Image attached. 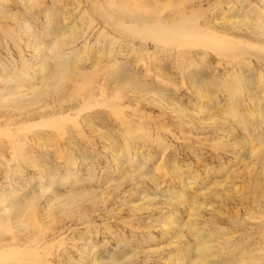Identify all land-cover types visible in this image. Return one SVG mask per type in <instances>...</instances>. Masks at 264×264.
<instances>
[{
	"label": "rangeland",
	"instance_id": "1",
	"mask_svg": "<svg viewBox=\"0 0 264 264\" xmlns=\"http://www.w3.org/2000/svg\"><path fill=\"white\" fill-rule=\"evenodd\" d=\"M263 27L264 0H0V264H264Z\"/></svg>",
	"mask_w": 264,
	"mask_h": 264
},
{
	"label": "bare ground",
	"instance_id": "2",
	"mask_svg": "<svg viewBox=\"0 0 264 264\" xmlns=\"http://www.w3.org/2000/svg\"><path fill=\"white\" fill-rule=\"evenodd\" d=\"M264 28V27H263ZM142 31V40L151 39L154 42H158L164 45H177L179 47H184L187 45H201L208 48H214V44H219L217 37L208 35L207 33H202L198 31H182V32H172L171 30H154V29H139L137 32ZM201 31V30H200ZM204 38L206 40H204ZM65 55V54H64Z\"/></svg>",
	"mask_w": 264,
	"mask_h": 264
}]
</instances>
